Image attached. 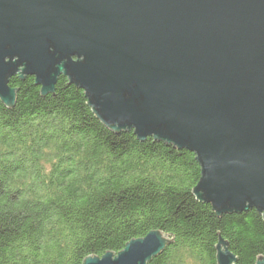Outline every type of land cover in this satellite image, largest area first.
I'll return each instance as SVG.
<instances>
[{
    "label": "water",
    "instance_id": "water-1",
    "mask_svg": "<svg viewBox=\"0 0 264 264\" xmlns=\"http://www.w3.org/2000/svg\"><path fill=\"white\" fill-rule=\"evenodd\" d=\"M15 76L41 96L66 78L109 130L192 153L217 216L264 220V0H0L6 107ZM168 244L151 231L83 264H148ZM216 260L237 263L222 240Z\"/></svg>",
    "mask_w": 264,
    "mask_h": 264
},
{
    "label": "trees",
    "instance_id": "trees-1",
    "mask_svg": "<svg viewBox=\"0 0 264 264\" xmlns=\"http://www.w3.org/2000/svg\"><path fill=\"white\" fill-rule=\"evenodd\" d=\"M0 102V264H83L158 231L169 241L148 264H217L222 240L237 260L264 258L255 209L217 216L192 191V153L106 128L84 92L58 78L41 96L32 77Z\"/></svg>",
    "mask_w": 264,
    "mask_h": 264
}]
</instances>
